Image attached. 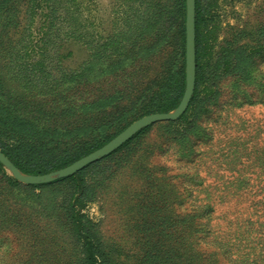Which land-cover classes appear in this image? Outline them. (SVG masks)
<instances>
[{"label": "rangeland", "instance_id": "obj_1", "mask_svg": "<svg viewBox=\"0 0 264 264\" xmlns=\"http://www.w3.org/2000/svg\"><path fill=\"white\" fill-rule=\"evenodd\" d=\"M16 1L10 2L17 21L11 20L9 31L0 18V54L18 43L12 53L21 63L19 84L3 91L12 108L9 115L0 112V138L8 146L16 139L9 120L19 117L17 103L45 107L56 113L48 121L59 122L47 86L75 80L93 55L109 54V37L122 31L129 36L134 18L145 29L136 41L129 36L140 51L131 71L143 76L146 87L155 79L162 84V67L175 77L183 69L184 80L185 50L178 62L177 38L165 34L151 51L148 20L158 34L166 27L182 30L185 47L181 0ZM199 6L201 82L182 120L154 123L130 141L141 129L114 155L86 166L82 195L75 193L72 175L26 185L0 163V264H264V0H199ZM0 77L10 85L3 67ZM102 86L123 88L108 81ZM135 99L108 105L103 113L84 112L86 120L66 126L91 119L84 130L51 136L57 139L41 141L31 156L47 166L119 134L152 114H143L149 107L144 98ZM44 122L31 131L37 139Z\"/></svg>", "mask_w": 264, "mask_h": 264}, {"label": "trees", "instance_id": "obj_2", "mask_svg": "<svg viewBox=\"0 0 264 264\" xmlns=\"http://www.w3.org/2000/svg\"><path fill=\"white\" fill-rule=\"evenodd\" d=\"M11 1L16 0H0V18L2 19L3 27L7 31L11 29V20L14 18L16 19V17H13V14L15 13L11 10V8L13 7L10 5ZM16 2H18V0ZM182 4H185V0H181V5ZM178 9H181L180 15L183 16V9L179 6V3ZM31 13L32 12L30 11V14ZM200 14L201 10L199 6V0H195V86L188 108L194 102L197 90L201 82L200 76L202 65H200L199 59V45L201 43V39L199 38V21L201 18ZM140 15L138 14L137 19L140 17ZM133 17H136V15L133 14ZM148 20L149 28L150 30H152L150 39L153 42L150 50L153 51L154 44L156 41H158L157 37H165V34L174 35V38L175 36L177 38V40L175 39V43L180 46L179 51L182 54V58L178 62L183 63V53L185 50L183 43V31L178 29L172 32L169 27H166L161 31V33L163 34H158L157 31L159 32V28L158 26L155 27L156 25L154 20L149 16ZM144 24L145 23L137 22L135 18L132 20V23L129 26V36L133 37V35H135V39L132 40L136 41L138 30L145 29ZM122 36L123 31L120 33L116 32L115 34H112L111 37H109V39L107 40V46L104 45L106 46V49L109 48V54H102L101 57H99L98 55H93L91 60L84 64L83 69H81V67L78 68L75 80L71 78V80L62 79L57 80L56 82L51 81L52 83H54L51 86H47V93L50 94V99L53 100L52 107H56V110L59 111V122L53 124L48 121L49 116L56 113L46 112L45 107L32 110L28 109V107H22V105H19V103H17L18 108H15V110L16 113L19 112V117L14 116L9 120L10 126L12 125V130L16 134V139L12 140V145L8 146L4 144L5 138H0V150L2 154L13 163V165H15L24 173L30 175H41L53 170H58L66 167L76 160L80 159L81 157H84V155L86 156L87 153L89 154L90 151L100 147L107 141L109 142L114 138V136H116V134H118V131L120 130H118L114 135H112V137H109L107 140L102 141L100 144L98 143L97 145H94L93 148L85 149L84 151H81L73 155L72 157L62 159L58 163L51 162L47 166H39L37 165L39 161L38 155H35L34 157L31 156L32 151L37 148V144H39L41 141L42 142L40 144H43L47 141L50 143V141H54L57 138H60L63 133L66 132V130L69 133H72L73 130L75 132L78 130H84L91 119L89 120V122H87V124L80 125L81 127L66 128V126L75 124L77 119L80 117H82L83 120H86L87 117L84 112H91L92 109L98 110L103 113V110L106 109L108 105L112 107L115 105L119 106L124 99L128 98H136L135 100L140 102H142V98H144L149 106V111H146L148 108L143 111V114L146 115L150 113H167L178 106L183 95L182 88L183 82L185 80V77L183 80V69L181 71L179 69L178 73L180 75L175 77L169 70H165V68L162 67L163 71H161V77H158V79L162 83V86L160 85L159 81H156L157 79H155V77V80H153V82H150V84L148 83V87H146L147 85L144 86V82H142L143 76H141L138 71H136L137 73L131 71V69L133 68V62L135 60L134 58L138 57L140 51L134 50L135 44L131 45L129 43L128 35H125L127 39ZM174 38L171 37V39L173 40ZM168 43L171 44V42ZM17 44L18 43L15 44L11 42V47L5 46V49H3L2 53L0 54V72H2L3 67L4 70L6 69V71H8V75L11 76V80L9 82L10 85H7V83H5L4 81L3 83H1L0 77V112L2 113V115H9L8 109H12L7 105V102L5 101V96L3 95L4 89L7 87L11 90H14L17 87V84H19L16 81L17 78L15 77V74L17 68L21 66V63L19 62L20 58L18 56V53H12V50L17 48ZM163 64L165 66V63ZM39 66L40 65L37 64L35 65V68ZM125 67L129 68H126L125 71H123ZM67 81H70V83H68ZM105 81L112 82L114 84H122L123 88L116 90V87L114 86V89H112L111 91L106 90L102 86ZM89 83L93 84L94 86L90 88L88 86ZM65 85L74 86H69L68 89H65ZM20 86H22V80L20 81ZM86 88L90 90H87ZM93 95L96 98H94ZM183 116L180 117L179 121L182 120ZM1 117L2 116L0 115V118ZM65 120L68 121L66 122ZM42 121H47L43 123L45 132L40 131L42 133L40 136L41 138L37 139L38 136L34 135L31 131L36 128L39 129V123H41ZM147 129L148 127L142 129L130 141H132L134 138H136V136L146 131ZM1 134L4 135V131L0 133V137ZM6 135H8V133ZM51 136H56L57 138H51ZM130 141L123 144L119 149L127 146ZM21 142L23 144H20ZM116 151L111 153L109 156H111L112 154L114 155ZM84 172L85 168L76 172L74 175H72V177H70V179L75 181V193L77 195L83 194L82 176ZM66 180H69V178L59 179V181ZM75 200H78V198L75 197ZM86 250L89 260H93L95 257L91 248V243H87Z\"/></svg>", "mask_w": 264, "mask_h": 264}, {"label": "water", "instance_id": "obj_3", "mask_svg": "<svg viewBox=\"0 0 264 264\" xmlns=\"http://www.w3.org/2000/svg\"><path fill=\"white\" fill-rule=\"evenodd\" d=\"M185 4V89L178 106L172 112L153 113L134 121L102 147L51 174L36 176L23 175L0 152V163L11 172L17 181L26 185H38L71 176L89 164L113 153L141 129L157 122L175 121L186 111L192 99L195 86V0H185Z\"/></svg>", "mask_w": 264, "mask_h": 264}]
</instances>
